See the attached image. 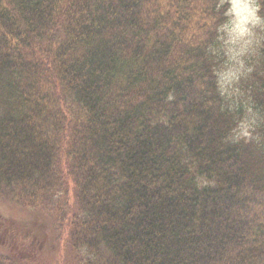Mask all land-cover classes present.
<instances>
[{
  "label": "trees",
  "instance_id": "trees-1",
  "mask_svg": "<svg viewBox=\"0 0 264 264\" xmlns=\"http://www.w3.org/2000/svg\"><path fill=\"white\" fill-rule=\"evenodd\" d=\"M225 21L219 0H0V207L32 213L0 264H264V45L223 93Z\"/></svg>",
  "mask_w": 264,
  "mask_h": 264
},
{
  "label": "rangeland",
  "instance_id": "rangeland-1",
  "mask_svg": "<svg viewBox=\"0 0 264 264\" xmlns=\"http://www.w3.org/2000/svg\"><path fill=\"white\" fill-rule=\"evenodd\" d=\"M225 1L230 5V19L222 32V41L226 54L230 58L231 67L221 76V82L224 86L228 85V83L230 85L235 84L238 75L246 68L247 61L252 70L258 67L260 62L259 50L264 43V19L258 18L256 2L254 0ZM0 213L5 218L8 217L9 220L15 222L20 234H24L25 228H30L32 219L30 212L21 211L15 206H2L0 207ZM61 234L62 229L59 230L58 236L60 237ZM55 243L54 259H61L65 255L68 256L69 249L65 251L64 247L60 246V244H66L64 234ZM46 255L47 251L45 250L43 252V260ZM50 261L53 260L50 259Z\"/></svg>",
  "mask_w": 264,
  "mask_h": 264
}]
</instances>
